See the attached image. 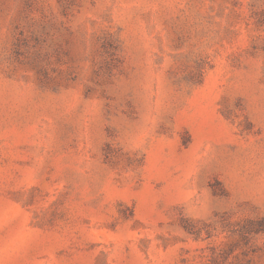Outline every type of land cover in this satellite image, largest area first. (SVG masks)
<instances>
[{"label": "rangeland", "instance_id": "1", "mask_svg": "<svg viewBox=\"0 0 264 264\" xmlns=\"http://www.w3.org/2000/svg\"><path fill=\"white\" fill-rule=\"evenodd\" d=\"M0 264H264V0H0Z\"/></svg>", "mask_w": 264, "mask_h": 264}]
</instances>
